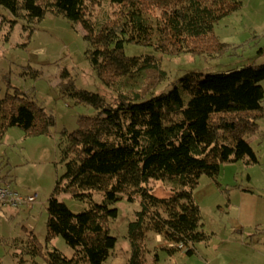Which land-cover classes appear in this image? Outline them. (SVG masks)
<instances>
[{"label": "trees", "instance_id": "1", "mask_svg": "<svg viewBox=\"0 0 264 264\" xmlns=\"http://www.w3.org/2000/svg\"><path fill=\"white\" fill-rule=\"evenodd\" d=\"M103 2L114 7L113 18L107 12L98 19L92 16V7ZM0 5L15 18L13 22L32 24L52 13L80 24L89 63L115 95L108 102L98 93L75 89L68 71L61 72V78H67L61 81L63 93L95 112L80 116L74 130L61 132L64 172L47 199L45 241L60 236L73 255L52 248L43 255L46 264H104L116 243L108 224L123 198L138 199L140 205L127 227V264H158L157 251L151 254L146 248L149 234L182 243L185 254L191 255L195 243L208 239L193 197L200 177L205 175L220 187L217 176L222 164L258 163L245 136L256 130L264 114V64L222 73L187 72L170 89L156 94L152 90L166 76L159 59L127 56L124 45L151 46L168 55L218 52L226 43L214 36V25L238 10L241 2L0 0ZM150 74L156 78L150 80ZM53 125L54 116L28 97L17 91L0 96V143L9 127L37 136L49 135ZM149 180L168 184L169 195H154ZM95 192L100 201L93 200ZM62 193L87 199L88 207L73 213L58 200ZM24 243L30 264H39L35 257L42 251L36 236L30 232Z\"/></svg>", "mask_w": 264, "mask_h": 264}, {"label": "rangeland", "instance_id": "2", "mask_svg": "<svg viewBox=\"0 0 264 264\" xmlns=\"http://www.w3.org/2000/svg\"><path fill=\"white\" fill-rule=\"evenodd\" d=\"M237 1L241 2L240 8L214 25V36L220 43H226L225 48L218 52L209 50L168 55L151 46L132 43L124 45L127 56L153 55L159 59L166 76L155 85L153 93L167 91L187 72L222 73L246 65L264 64V51L259 52L260 48L264 50V0ZM113 10L114 7L103 2L92 7L91 12L97 19L104 12L113 18ZM14 20L9 11L0 5V96L17 91L51 113L54 125L49 135L37 136L26 135L15 126L9 127L0 143V184L10 185L20 194L34 192L38 195L32 205L17 208L0 206V264H20L21 258L26 260L25 264H30L31 255L26 253L27 248L24 247L30 232L36 236L42 251L41 255L35 257V261L46 264L43 255L52 248H57L67 257L73 255V249L60 236L52 238L48 244L45 241L47 199L56 179L64 172V163L60 161L61 132L74 130L80 116L95 112L90 105L76 103L63 93L61 81L64 78H61V72L68 71L75 89L98 93L108 102H112L115 95L100 81L89 63L88 44L80 24H74L63 16L52 13H46L41 20L32 24L20 19L16 22ZM155 78V74H150V80ZM66 80L67 78L63 81ZM261 84L264 89V79ZM148 90L149 86L145 91ZM262 104L264 105V97ZM245 139L259 157H264V114L257 120L256 130L247 134ZM248 172L241 161L224 163L217 176L222 190L219 191L213 183L216 192L209 198L197 191V204L204 224H225L226 217L222 212L225 208L224 188L229 196H233L236 187L256 186L259 189V185L264 183V169H256L255 186L247 181ZM1 175L7 177L3 176L2 179ZM203 180L209 179L204 175L201 177L200 186L205 189ZM147 186L158 197H165L170 193L169 185L163 181L149 180ZM57 198L64 201L73 213L88 207L87 199H77L63 193ZM92 198L100 201L101 195L95 192ZM116 207L117 216L108 224L116 243L104 264H127V227L140 205L138 199L128 201L123 198ZM154 237L149 234L148 238L155 242ZM155 251L158 253V264H200L195 257L185 255L183 250L168 253L155 246L149 252L152 254Z\"/></svg>", "mask_w": 264, "mask_h": 264}, {"label": "crops", "instance_id": "3", "mask_svg": "<svg viewBox=\"0 0 264 264\" xmlns=\"http://www.w3.org/2000/svg\"><path fill=\"white\" fill-rule=\"evenodd\" d=\"M255 153L258 163L247 166L241 162L249 171L246 175L247 181L253 185L257 183L254 179L256 169H264V157H259L256 151ZM201 177L193 190L196 202L197 191L206 194V198L216 192V188L213 187L215 181L209 177V180H203L205 184L203 189L200 186ZM259 186V189L256 186L236 187L233 196H229L227 189L224 188L225 208L220 210L222 209L225 214V224L202 222V230L208 234V239L195 243L193 253L187 256L195 257L200 264H264V183ZM218 189L222 190L219 187Z\"/></svg>", "mask_w": 264, "mask_h": 264}, {"label": "built area", "instance_id": "4", "mask_svg": "<svg viewBox=\"0 0 264 264\" xmlns=\"http://www.w3.org/2000/svg\"><path fill=\"white\" fill-rule=\"evenodd\" d=\"M38 195L37 193L30 194H20L10 185L0 184V206L3 207H14L23 205H32L35 202ZM154 241L152 242L150 238L145 239L146 247L149 251L152 250L155 246H159L160 248H174L185 250L186 247L182 243H176L170 240L165 239L161 234H154Z\"/></svg>", "mask_w": 264, "mask_h": 264}]
</instances>
